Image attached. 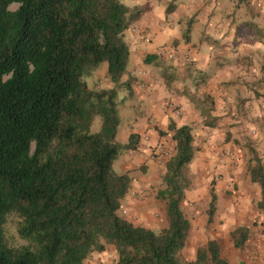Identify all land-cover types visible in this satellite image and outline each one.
I'll list each match as a JSON object with an SVG mask.
<instances>
[{"label":"trees","instance_id":"obj_1","mask_svg":"<svg viewBox=\"0 0 264 264\" xmlns=\"http://www.w3.org/2000/svg\"><path fill=\"white\" fill-rule=\"evenodd\" d=\"M140 16L120 0H0V264H84L107 247L115 264H229L215 240L194 261L181 259L190 230L180 208L194 157L189 126L168 125L174 154L157 192L167 227L155 233L118 214L131 178L113 166L139 140L131 134L125 145L116 141L117 91L131 96L130 82H121L129 60L124 33ZM104 63L113 88L89 89L85 79ZM201 117L203 126L216 127L210 110ZM252 162L247 173L264 218V167L257 157ZM210 199L208 223L216 210L212 190ZM12 213L21 219L19 247L5 239ZM247 239V227L231 233L238 250Z\"/></svg>","mask_w":264,"mask_h":264},{"label":"crops","instance_id":"obj_2","mask_svg":"<svg viewBox=\"0 0 264 264\" xmlns=\"http://www.w3.org/2000/svg\"><path fill=\"white\" fill-rule=\"evenodd\" d=\"M120 1L129 8L140 9L141 16L124 33L129 60L121 82H130L131 96L127 97L124 88L117 91L120 124L116 141L125 145L131 134L137 135L136 153H145L148 146L156 144L159 139L152 129L154 123L162 131H166L168 118L177 126H189L193 136L200 134L201 139L211 142L212 146L204 148L202 154H195L189 166H198L204 173L213 168L218 171L223 168L229 185L235 182L239 186L233 197L221 192L223 188L232 190L225 182L218 184L214 191L220 205L225 202L226 210L219 212L222 214L220 218L226 220L223 230L231 231L238 223L237 218L253 220L256 210L252 205L259 199L258 188L250 183L248 174L240 176L242 158L240 160L236 152L230 155L226 147H215L217 130L199 123L203 119L201 108L195 105V96L211 98L214 103L211 117H216L217 121H231L228 111L236 108V103L244 104L240 98L245 99L244 110L248 120L264 121V0ZM179 56H186L189 61L178 64ZM146 58H151V64L145 63ZM141 71H145V76L140 74ZM97 78L101 79L99 84L96 83ZM85 82L89 89L113 88L105 63ZM143 154L137 157L138 162L145 156ZM262 155L264 157V150ZM126 157L121 156L119 167L131 170ZM132 163L136 164V161ZM261 163L264 167V161ZM113 169L116 171L115 165ZM143 184L132 185L121 201L120 209L125 215H128L126 210L134 212L138 217L136 224L132 222L134 225L157 233L167 227V217L165 211L152 207L147 209L140 195L144 190ZM184 196L180 204L182 212L184 202L189 200L194 199L203 205L209 202L203 189L191 195L185 192ZM232 202L235 207L231 206ZM189 222L190 230L183 251L188 250V243L195 247L204 243L203 233L194 232L200 227L196 229ZM201 230L204 231L203 228ZM194 252L190 260L195 259Z\"/></svg>","mask_w":264,"mask_h":264},{"label":"rangeland","instance_id":"obj_3","mask_svg":"<svg viewBox=\"0 0 264 264\" xmlns=\"http://www.w3.org/2000/svg\"><path fill=\"white\" fill-rule=\"evenodd\" d=\"M17 7L18 5H11L10 10H16ZM100 80L101 79L97 78L96 83L99 84V82H101ZM239 101L245 104L244 98H240ZM213 104L214 103L212 102L211 98L207 95H201L199 97L195 96V105L201 109L212 111ZM244 104L240 105L239 103H236V108L228 111L227 116L232 117L231 121H217L215 127L217 133L215 134V141L213 143L215 147L218 148L226 147L228 152L230 150V155L232 154L231 152H236L240 157V160L242 158L240 169L241 177H244L245 174H248L247 168L253 164L252 159L254 157H257L260 161H264V157L262 155V151L264 150V121H257L255 119L248 120L245 114L246 112L244 110ZM171 121L172 119L168 118L166 122V131H162L158 126H155L154 123L152 129L155 130L159 136V139L156 144L154 143V145L148 146L149 149L147 152L144 153L139 151V153H136L138 149L124 151L114 164L116 166L115 172L129 173V177L131 178L129 190H131L132 185L135 183L138 185L144 183V186L142 187L144 190L140 195L145 204H147V209L152 207L153 209H158L161 212L165 211V203L157 198V192L163 189L162 178L165 173V164L167 160L174 154V142L172 140V134L168 132V125ZM199 123L201 124L200 121ZM99 125L100 120L96 118L93 121L91 128L92 131L98 130ZM145 136H143V140H145ZM193 137L194 155L199 153L202 154L204 148H212V146L210 147L211 142L208 143L206 140H202V136L200 134L196 133ZM162 140L163 142L161 143ZM140 154L145 156L141 158V161L138 162L137 157L140 156ZM124 155L127 156L126 160L130 163L131 166L129 167L132 168L131 170H126V168H121V166L119 167L118 161L121 156ZM259 156L261 158H259ZM134 160L136 161V164L132 163ZM187 175L190 180V185L185 192L191 195L192 193L203 189L207 193L209 202H207L206 205H203L201 202L197 204V201L194 199L184 202L183 214L186 218H188V220L191 221L192 225L195 226L196 229L200 227V230H196L194 232L197 233L198 231H201V234L203 233L202 240L204 243H202V246L201 243H198V246L196 247L195 245L188 243V250H182L181 252L182 261L185 263L194 261L195 259L190 260V256L193 254V252L195 251L194 253L196 257L198 249L204 247L209 240H215L220 246L221 256L225 258L229 264H240L241 262H244L245 264H264V218L256 207L258 200H256L252 205V209L256 210L254 211L256 215L253 217V220L245 221L242 218H237L238 223H235V225L232 224V226L234 225V228L231 231H225L223 229L225 227L226 220L222 217L220 218L222 214H219L220 211L223 212L226 210L225 202L221 203L220 205V202L217 201V196L216 210L213 220L211 223L207 222V211L211 200L210 191H216V186L225 182V185H228V188L230 186L232 190L227 191L225 188H223L221 192L233 197L238 193V184L231 182L232 185H229V181L225 179L226 175L223 168H220L219 171L216 170V168H213L210 172L208 171V173H204L198 169V166L196 168L192 164L191 167L188 166L187 168ZM256 187L258 188L257 197L259 198V187L257 185ZM231 206L235 207L236 205L232 202ZM121 210L122 209H120L118 212L120 216L125 218L127 221L136 224L135 222H137L138 217L134 215L132 210H126L128 215L122 214ZM144 213L148 214V212ZM200 219H202V221L198 223ZM20 222L21 219L13 213L8 215L6 218V223L4 225L5 239L8 245L11 247L25 245V242L18 235V227ZM238 227L248 228V239L242 250L234 248L231 241V233ZM202 228L204 231L201 230ZM109 248H111V250ZM93 254L87 259L86 264H115L117 260L116 253L112 247H107L103 253Z\"/></svg>","mask_w":264,"mask_h":264},{"label":"built area","instance_id":"obj_4","mask_svg":"<svg viewBox=\"0 0 264 264\" xmlns=\"http://www.w3.org/2000/svg\"><path fill=\"white\" fill-rule=\"evenodd\" d=\"M175 57H177V55H175ZM189 61V58L188 57H186V56H179L178 58H177V63L178 64H184V63H187ZM140 74L142 75V76H145V71H141L140 72ZM178 114V113H177ZM123 214H126L125 212H123Z\"/></svg>","mask_w":264,"mask_h":264}]
</instances>
